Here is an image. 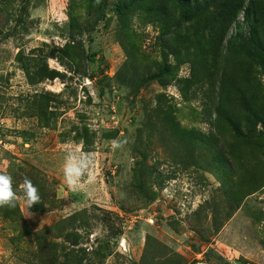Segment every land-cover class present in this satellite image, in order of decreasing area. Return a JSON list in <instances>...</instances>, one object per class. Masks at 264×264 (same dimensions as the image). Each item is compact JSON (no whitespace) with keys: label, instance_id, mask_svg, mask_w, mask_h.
Masks as SVG:
<instances>
[{"label":"rangeland","instance_id":"rangeland-1","mask_svg":"<svg viewBox=\"0 0 264 264\" xmlns=\"http://www.w3.org/2000/svg\"><path fill=\"white\" fill-rule=\"evenodd\" d=\"M124 1L0 0V264H264V0L207 79Z\"/></svg>","mask_w":264,"mask_h":264},{"label":"trees","instance_id":"trees-1","mask_svg":"<svg viewBox=\"0 0 264 264\" xmlns=\"http://www.w3.org/2000/svg\"><path fill=\"white\" fill-rule=\"evenodd\" d=\"M117 8L121 16L127 17L131 12H138L143 21L161 24L167 28L170 32L168 34L173 38L172 42L165 46L177 57L182 52L187 53L194 49L196 53L200 50L204 52L202 67L206 79L212 77L209 71L210 50L215 53L217 48L214 44H222L229 30L237 24L239 16L243 14L246 20L244 22L254 24L250 27L251 39L260 22L257 19L259 7H256L254 0H249L247 4L246 0H125ZM252 17L256 19L251 21ZM187 23L192 26L188 28L185 25ZM237 37L240 38L239 35ZM94 57L93 54L91 59ZM169 71L170 67H161L157 73L147 77V80H161ZM103 78L106 80V77ZM225 84L224 81L220 84L223 93ZM224 105L221 97L217 106L220 114L224 111Z\"/></svg>","mask_w":264,"mask_h":264},{"label":"clouds","instance_id":"clouds-1","mask_svg":"<svg viewBox=\"0 0 264 264\" xmlns=\"http://www.w3.org/2000/svg\"><path fill=\"white\" fill-rule=\"evenodd\" d=\"M91 163L90 158L83 159L79 165L72 163V156L68 157V164L65 168V176L70 188L75 190L76 181L80 173ZM23 201L31 207L39 201L38 189L32 184L31 180L25 178L23 182ZM16 194L12 189V180L10 176L0 175V206H15Z\"/></svg>","mask_w":264,"mask_h":264}]
</instances>
